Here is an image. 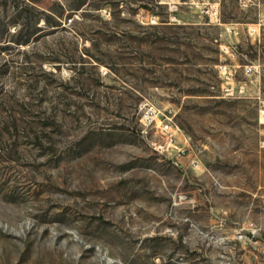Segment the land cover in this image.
<instances>
[{"label": "rangeland", "instance_id": "obj_1", "mask_svg": "<svg viewBox=\"0 0 264 264\" xmlns=\"http://www.w3.org/2000/svg\"><path fill=\"white\" fill-rule=\"evenodd\" d=\"M254 2L0 0V264H264Z\"/></svg>", "mask_w": 264, "mask_h": 264}, {"label": "built area", "instance_id": "obj_2", "mask_svg": "<svg viewBox=\"0 0 264 264\" xmlns=\"http://www.w3.org/2000/svg\"><path fill=\"white\" fill-rule=\"evenodd\" d=\"M189 1H191V3L193 4H196V0H189ZM237 1L240 7L243 9H248L255 4L254 0H237ZM203 6L205 9L204 13L207 14L209 21L211 23H215L216 25H222L218 4H210L209 2H207L204 3ZM256 34H258L259 36L260 34L259 29L256 28L250 29V35H256ZM229 49L230 48L225 47V52L228 53ZM218 68H219L220 77L223 80L222 93L224 97L230 99H237L245 95L246 88L244 86L235 87L236 83L234 80L235 78L234 68L226 64L220 65ZM259 68L260 66L256 64L246 65L244 66V74L250 81H252L253 77H256V74L259 73ZM151 111L154 112L152 109ZM163 130L167 132L168 137L166 139V144L159 145L158 149H160L162 153L165 154L174 153L176 157L185 158V156H187L185 153L186 151L180 149L175 140V134H177V132L180 131L179 128L178 127L174 128V126L167 124L163 126ZM192 163L194 164L195 161H193Z\"/></svg>", "mask_w": 264, "mask_h": 264}]
</instances>
